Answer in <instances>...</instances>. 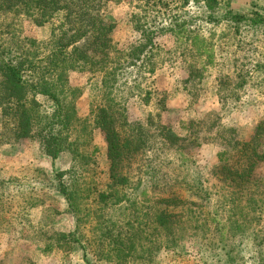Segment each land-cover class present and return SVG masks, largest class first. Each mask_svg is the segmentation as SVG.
I'll list each match as a JSON object with an SVG mask.
<instances>
[{
    "label": "rangeland",
    "instance_id": "1",
    "mask_svg": "<svg viewBox=\"0 0 264 264\" xmlns=\"http://www.w3.org/2000/svg\"><path fill=\"white\" fill-rule=\"evenodd\" d=\"M208 1L103 0L112 64L44 78L59 147L0 106V264H264V0ZM52 27L0 13L1 51L31 76Z\"/></svg>",
    "mask_w": 264,
    "mask_h": 264
},
{
    "label": "trees",
    "instance_id": "2",
    "mask_svg": "<svg viewBox=\"0 0 264 264\" xmlns=\"http://www.w3.org/2000/svg\"><path fill=\"white\" fill-rule=\"evenodd\" d=\"M214 1L208 2L212 4ZM102 6L103 0H0V13L22 16L32 27H52L57 21L44 42L51 48L44 57L45 64L36 67L31 76L26 77L31 69L25 66L34 54L29 53L27 44L21 42L15 29L8 47L1 51L0 45V106L5 103L11 105L3 107L1 114L11 116L14 121L9 139L16 142L33 137L34 132L40 135L48 128L51 144L60 146L59 135L70 127L71 120L59 106L57 92L53 91L54 84H58L65 72L86 70L87 66L91 69L102 66V70L104 62L112 64L117 51L110 36L112 26L101 14ZM27 42L31 43L30 40ZM192 44L200 51L197 45L203 42L193 37ZM44 78L54 82L53 87ZM42 95L56 105L50 120L35 112L36 108L25 105L27 98L30 105H36V97ZM42 121V128L35 129L34 124ZM249 152L255 156L252 149Z\"/></svg>",
    "mask_w": 264,
    "mask_h": 264
}]
</instances>
